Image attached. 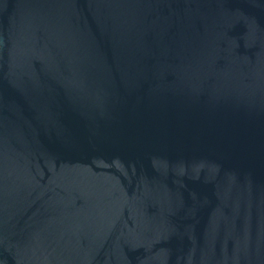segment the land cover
Instances as JSON below:
<instances>
[{
  "label": "water",
  "instance_id": "water-1",
  "mask_svg": "<svg viewBox=\"0 0 264 264\" xmlns=\"http://www.w3.org/2000/svg\"><path fill=\"white\" fill-rule=\"evenodd\" d=\"M0 264H264V0H0Z\"/></svg>",
  "mask_w": 264,
  "mask_h": 264
}]
</instances>
